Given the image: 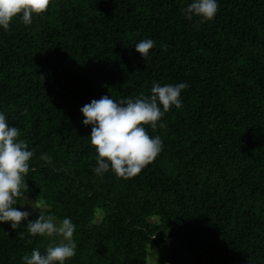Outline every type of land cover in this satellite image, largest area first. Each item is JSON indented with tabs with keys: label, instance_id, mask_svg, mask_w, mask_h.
<instances>
[{
	"label": "trees",
	"instance_id": "16d2710c",
	"mask_svg": "<svg viewBox=\"0 0 264 264\" xmlns=\"http://www.w3.org/2000/svg\"><path fill=\"white\" fill-rule=\"evenodd\" d=\"M192 2L50 0L0 26V113L34 152L25 195L44 201L25 211L76 226L65 264H150L152 250L157 264H264V0H217L203 23L184 15ZM153 82L188 85L143 125L162 151L127 180L97 175L81 108L150 97ZM21 224L0 222V264L51 243Z\"/></svg>",
	"mask_w": 264,
	"mask_h": 264
},
{
	"label": "clouds",
	"instance_id": "9594fccd",
	"mask_svg": "<svg viewBox=\"0 0 264 264\" xmlns=\"http://www.w3.org/2000/svg\"><path fill=\"white\" fill-rule=\"evenodd\" d=\"M49 4L50 0H0V26L7 30L13 18L21 14L23 23L30 25L33 14L44 13ZM217 10V0H193L184 9V15L189 20L199 17L203 23L211 21ZM154 45V40L144 39L135 45V51L145 59ZM187 87L186 83L161 86L153 82L150 97L141 94L117 103L109 96H102L83 106L81 112L85 119L82 123L91 126L90 143L98 153L94 172L103 175L111 168L117 177L127 180L154 161L162 151L163 142L160 136H149L143 125L155 129L172 106L179 109L181 92ZM159 126L164 127L163 124ZM19 135V129L9 126L5 115L0 113V222H11L12 230L16 231L21 227V221H27L24 226L30 235L52 238L45 254L33 249L30 256H23L24 264H65L76 255L77 245L73 239L76 226L72 221L64 218L57 222L52 215L43 214L29 219L30 212L17 210L14 206L20 200L19 205L40 212L44 204L39 196L33 201L25 195L30 189L24 177L29 172V161L34 152L28 150L26 141L18 140ZM40 159L48 163L52 158L41 154ZM19 234L23 237V232ZM57 237L60 238L58 242ZM152 252L157 264L158 253Z\"/></svg>",
	"mask_w": 264,
	"mask_h": 264
},
{
	"label": "rangeland",
	"instance_id": "374dc122",
	"mask_svg": "<svg viewBox=\"0 0 264 264\" xmlns=\"http://www.w3.org/2000/svg\"><path fill=\"white\" fill-rule=\"evenodd\" d=\"M29 199L34 201V199H32V198H29ZM30 209H31L30 207H28L27 205H24V206H21L19 210L25 211V210H30ZM148 263H149V260H148ZM150 264H156L154 254H150Z\"/></svg>",
	"mask_w": 264,
	"mask_h": 264
}]
</instances>
